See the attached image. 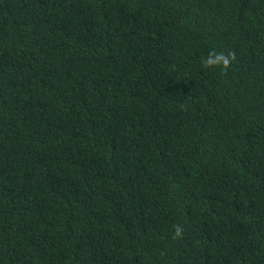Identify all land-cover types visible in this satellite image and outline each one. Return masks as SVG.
<instances>
[{"label": "trees", "instance_id": "obj_1", "mask_svg": "<svg viewBox=\"0 0 264 264\" xmlns=\"http://www.w3.org/2000/svg\"><path fill=\"white\" fill-rule=\"evenodd\" d=\"M0 264H264V0H0Z\"/></svg>", "mask_w": 264, "mask_h": 264}, {"label": "clouds", "instance_id": "obj_2", "mask_svg": "<svg viewBox=\"0 0 264 264\" xmlns=\"http://www.w3.org/2000/svg\"><path fill=\"white\" fill-rule=\"evenodd\" d=\"M234 54L224 55L222 53L218 54H210L208 57L202 58V63L206 68H212L217 66H223L227 69L231 62L234 61ZM181 236V229L179 227L176 228L175 237Z\"/></svg>", "mask_w": 264, "mask_h": 264}]
</instances>
